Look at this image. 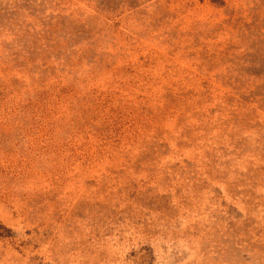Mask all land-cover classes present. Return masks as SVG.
Wrapping results in <instances>:
<instances>
[{"label":"rangeland","instance_id":"obj_1","mask_svg":"<svg viewBox=\"0 0 264 264\" xmlns=\"http://www.w3.org/2000/svg\"><path fill=\"white\" fill-rule=\"evenodd\" d=\"M0 264H264V0H0Z\"/></svg>","mask_w":264,"mask_h":264}]
</instances>
